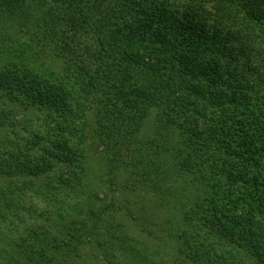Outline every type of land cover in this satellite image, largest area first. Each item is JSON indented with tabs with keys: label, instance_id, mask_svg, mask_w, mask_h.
<instances>
[{
	"label": "trees",
	"instance_id": "1",
	"mask_svg": "<svg viewBox=\"0 0 264 264\" xmlns=\"http://www.w3.org/2000/svg\"><path fill=\"white\" fill-rule=\"evenodd\" d=\"M169 3L0 0V264L254 255L231 199L264 205V0Z\"/></svg>",
	"mask_w": 264,
	"mask_h": 264
},
{
	"label": "rangeland",
	"instance_id": "2",
	"mask_svg": "<svg viewBox=\"0 0 264 264\" xmlns=\"http://www.w3.org/2000/svg\"><path fill=\"white\" fill-rule=\"evenodd\" d=\"M141 3V7H142V11L143 12H147L148 7L151 5L152 2H155V0H138ZM161 2H171V0H159ZM171 4V3H169ZM149 14V13H148ZM49 70L51 72H55L56 74H60L63 70V64L61 60H49ZM7 106L15 108L18 107L17 105L11 103V102H7ZM20 109V108H19ZM77 114H78V118H79V127L80 130L84 136V141H85V149L88 152V156L91 159H101V151L98 145V141H97V133H96V128L94 126V113L93 111H91V109H85L83 108V106L78 105V107L76 108ZM23 115V116H22ZM21 119H26L27 117L30 118V120H35L36 118H38L39 114L35 111H31L28 116H26L27 114H22ZM55 167L57 165H54ZM58 167V166H57ZM56 167V168H57ZM126 174L127 172H123L122 175V179L119 181V183H117V186H119L120 188L123 187L125 185L124 181L126 180ZM8 180H6L5 178L2 179L3 183H6ZM36 181V180H35ZM236 188V187H233ZM146 191H148L146 189ZM146 192H144L143 190L140 189H135L132 192H128V193H124L121 194L123 198L127 199L130 198V200L132 199V197L135 198H142L144 199L146 196L145 194ZM236 196V195H235ZM233 202V206H236L238 208H241L240 210H245L244 212H242L243 214L240 216V219L233 222V229L235 230V234H240V233H244V226H248L245 224L244 220H249L250 224H249V228H251V230L253 231L250 234H243L242 239L244 240L245 244H247V248L250 245L249 241L253 242V247L252 249H250V252L254 255L252 256H247L244 260L240 261L237 264H264V205L262 206L261 204H257L256 205V200H249L244 201V200H240L238 202V200L232 198L231 199ZM230 206L232 207V204H230ZM257 206H261V209H256ZM145 213H142V215ZM231 214V213H229ZM136 216H140V215H136ZM145 217H143L142 219L140 217H136V220H131V218L126 219L128 224H132V226L134 228H136V232H144V228L146 227V223L144 220ZM263 236V237H262ZM214 244L218 243L216 241H213ZM249 244V245H248ZM88 249H84L81 252V264H102L101 262H99L98 260H93L90 262V260L88 259L87 255L85 254V252H87ZM176 256L179 258L178 261H176L173 264H196L194 263L192 260H184L181 259V255L179 254V252L175 253ZM83 260V262H82ZM85 260V261H84Z\"/></svg>",
	"mask_w": 264,
	"mask_h": 264
}]
</instances>
